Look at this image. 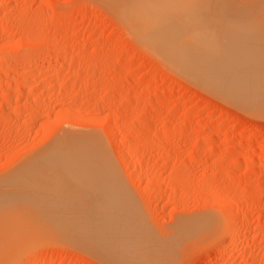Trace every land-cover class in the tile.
Returning <instances> with one entry per match:
<instances>
[{"label":"rangeland","instance_id":"rangeland-1","mask_svg":"<svg viewBox=\"0 0 264 264\" xmlns=\"http://www.w3.org/2000/svg\"><path fill=\"white\" fill-rule=\"evenodd\" d=\"M161 1L177 10L174 39L121 0H0V180L65 131L98 135L107 152L38 200L53 228L36 230L14 264H109L88 241L113 216L141 226L161 264H264V116L185 67L235 58L238 47L204 48L194 32L242 28V0ZM199 216L213 227L185 231Z\"/></svg>","mask_w":264,"mask_h":264},{"label":"bare ground","instance_id":"bare-ground-1","mask_svg":"<svg viewBox=\"0 0 264 264\" xmlns=\"http://www.w3.org/2000/svg\"><path fill=\"white\" fill-rule=\"evenodd\" d=\"M159 1L121 0L122 9L131 14L133 12L144 26H160V30H164L165 37L168 36L174 39L178 36L175 28L170 26V20L167 16L171 13L176 14L177 10L173 7V3L164 2L163 4L162 1ZM130 8L131 10H129ZM263 11L264 0H242V28H235L231 31L225 29L226 32H221L224 34L217 36H210L208 32L203 33L201 30L199 33V28L195 30L194 33L197 32L196 34H198L196 42L200 41L204 48L207 47V43L212 44L210 47L217 46L218 43L238 47L239 49L235 48L231 54L229 53L230 55L226 54V56L234 55L235 58H211L185 62V67L191 72L190 78H193L197 84L213 90L229 102L242 106V109L244 107L247 111L260 116H264V30L258 16H262L263 14H260ZM130 16L128 19H131ZM176 22L174 23L178 26L179 22ZM208 28H204L203 31ZM218 30H214L217 31L215 34L218 33ZM190 33H192L191 30ZM211 34H214V32ZM192 37H194V34L191 35V39ZM177 61L179 62V60ZM177 61H168V63L176 68L180 66ZM184 61H187V59ZM102 143V139L98 135L73 130L65 131L53 138L34 157L31 156L33 161L30 163L28 161L29 164L22 167L23 171L21 170V173L19 170L17 171L20 175L16 173L18 175H14L11 179L4 178V180H0V264H14L13 255L15 257L18 256L17 254L20 255V248L26 244V241L37 235L35 234V232H38L36 230L45 232L50 226L53 228V212L49 208L51 203L44 206L38 200L45 199V197L49 199L51 191L55 188H62L67 182L68 176L73 172L75 173L78 170L93 171L98 166V160L107 154ZM36 156L40 157L41 162L37 163L39 161L38 157L36 158V161H38H34ZM124 201L127 200L124 199ZM111 202H113L114 213L118 214L116 209H121L122 204L117 200H111ZM123 223L127 225V228L120 227ZM213 224V218L199 216L193 221L191 227L184 228V230H191V232L195 230L202 231L205 228L209 230L213 227ZM120 225L117 226L113 216L110 220L100 221L95 226V231L88 242L99 251L101 258H105L109 264H161L160 252H152L151 248L155 245L154 243V245L151 244L153 239L148 238L151 242L146 240L147 233L144 230L142 231L141 226H138L140 229H137L138 227L133 221L127 223L123 220H121ZM55 227L60 229L59 224H55ZM125 230H127V234ZM166 262L164 263L166 264Z\"/></svg>","mask_w":264,"mask_h":264}]
</instances>
